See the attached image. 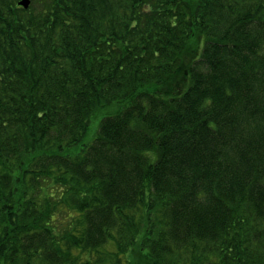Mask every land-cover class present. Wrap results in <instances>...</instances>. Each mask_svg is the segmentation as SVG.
Returning <instances> with one entry per match:
<instances>
[{
  "label": "trees",
  "instance_id": "trees-1",
  "mask_svg": "<svg viewBox=\"0 0 264 264\" xmlns=\"http://www.w3.org/2000/svg\"><path fill=\"white\" fill-rule=\"evenodd\" d=\"M18 1L0 264H264V0Z\"/></svg>",
  "mask_w": 264,
  "mask_h": 264
},
{
  "label": "rangeland",
  "instance_id": "rangeland-1",
  "mask_svg": "<svg viewBox=\"0 0 264 264\" xmlns=\"http://www.w3.org/2000/svg\"><path fill=\"white\" fill-rule=\"evenodd\" d=\"M109 248L113 249V246H109ZM76 254V252H74V255ZM136 255V259L138 260V262H140L141 260H144L145 259V256H143L142 254H140L139 252H135Z\"/></svg>",
  "mask_w": 264,
  "mask_h": 264
},
{
  "label": "water",
  "instance_id": "water-1",
  "mask_svg": "<svg viewBox=\"0 0 264 264\" xmlns=\"http://www.w3.org/2000/svg\"><path fill=\"white\" fill-rule=\"evenodd\" d=\"M18 2L20 5L27 8V7H29L31 0H19Z\"/></svg>",
  "mask_w": 264,
  "mask_h": 264
}]
</instances>
